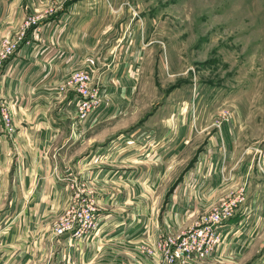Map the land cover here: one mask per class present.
<instances>
[{"label":"rangeland","instance_id":"374dc122","mask_svg":"<svg viewBox=\"0 0 264 264\" xmlns=\"http://www.w3.org/2000/svg\"><path fill=\"white\" fill-rule=\"evenodd\" d=\"M9 1L3 15L9 14L11 28L0 53L7 41L18 45L3 69L35 39L40 41L46 34L59 37L62 29L53 32L45 26L58 24L59 16L70 11L79 17L86 38L105 42L104 55L109 54L113 63L123 56L140 55L133 119H125L118 133L133 139L140 133L155 139L159 134H180L182 139L170 143L172 152L166 151L161 161L150 157L144 164H134L135 169L143 167L138 176H148L150 181L165 173L161 183L167 188L150 191L148 205L133 207V223L149 224L151 230L144 228L151 235L162 228L161 236L179 235L229 197L245 199L237 213L249 208L253 199L257 201L253 212L264 208V0ZM73 71L85 70L69 73ZM69 73L65 88L71 91ZM5 106L11 111L0 97V135L12 133L2 121ZM234 133L237 138L227 139ZM208 167H213L214 175H206ZM242 168L247 174L237 177ZM10 184V174L0 173V249L4 233L18 226L15 207L10 212ZM207 193L218 197L203 208L199 198H207ZM175 208L182 213L170 219ZM161 236L144 252L160 264L149 251L156 249ZM31 249L26 248L31 253L26 264H49L48 246L40 254ZM248 255L247 264L258 258L257 253ZM209 258L176 264H205Z\"/></svg>","mask_w":264,"mask_h":264},{"label":"crops","instance_id":"0c3cea01","mask_svg":"<svg viewBox=\"0 0 264 264\" xmlns=\"http://www.w3.org/2000/svg\"><path fill=\"white\" fill-rule=\"evenodd\" d=\"M6 2L10 1L0 0V48L11 28L9 14L3 15L9 8H4ZM75 15L66 12L58 24L45 26L64 32L52 38L46 34L24 46L0 77V97L10 104L12 116V133L0 135V173L10 174L8 201L10 212L15 207L18 223L2 238V264H26L31 254L26 248L40 254L46 246L49 264H160L144 252L163 228L151 235L144 228L150 229L149 224L133 223L130 217L134 206L148 205L150 191L167 188L161 183L165 173L150 181L138 176L143 167L135 169L134 164H144L150 157L161 161L166 151L172 152L170 143L176 145L182 137L159 134L155 139L140 133L133 139L118 133L125 119H133L141 57L123 56L113 63L109 54L104 55L105 42L86 38ZM71 70L90 73L103 97L102 105L85 119L79 118L77 95L65 88ZM212 168L206 175H214ZM245 169L237 177L246 175ZM75 184L92 194L98 228L79 238L55 237L53 226L73 203ZM206 196L199 198L203 208L218 197ZM256 204V199L251 200L249 208L240 209L221 228L222 242L205 264H247L249 253H257L252 264H264V208L263 213L253 212ZM173 213L170 219L182 212L175 208Z\"/></svg>","mask_w":264,"mask_h":264},{"label":"built area","instance_id":"2783aa9c","mask_svg":"<svg viewBox=\"0 0 264 264\" xmlns=\"http://www.w3.org/2000/svg\"><path fill=\"white\" fill-rule=\"evenodd\" d=\"M17 45L18 43H9V41L3 45L0 53V77L4 62L13 54ZM92 78L87 71L69 73L67 86L77 95V110L81 119L87 118L102 103L103 97L100 89L93 85ZM1 114L6 129H11L12 116L6 106L2 107ZM72 190L74 201L66 208L53 229L55 237L72 235V237L79 238L98 228L97 207L92 194L81 184L73 185ZM244 200L240 195L236 198L225 199L201 217L190 229L179 235H162L156 249L150 250L149 253L154 254L158 260L160 259L161 264L206 261L222 242L221 228L236 215Z\"/></svg>","mask_w":264,"mask_h":264}]
</instances>
